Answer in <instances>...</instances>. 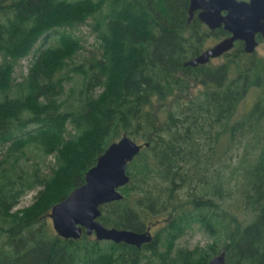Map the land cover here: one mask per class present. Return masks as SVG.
Here are the masks:
<instances>
[{"label": "trees", "instance_id": "trees-1", "mask_svg": "<svg viewBox=\"0 0 264 264\" xmlns=\"http://www.w3.org/2000/svg\"><path fill=\"white\" fill-rule=\"evenodd\" d=\"M189 2L0 0V264H206L223 249L225 264H264V58L237 43L222 62L185 64L212 33L188 22ZM125 132L149 145L99 219L161 223L153 240L59 235L52 206ZM195 225L212 241L179 246Z\"/></svg>", "mask_w": 264, "mask_h": 264}, {"label": "water", "instance_id": "water-1", "mask_svg": "<svg viewBox=\"0 0 264 264\" xmlns=\"http://www.w3.org/2000/svg\"><path fill=\"white\" fill-rule=\"evenodd\" d=\"M203 7L200 17L211 27L221 26L231 32L230 36L209 46L188 59L185 64L207 63L230 50L237 39L245 41V50L253 52L258 43L256 33L264 34V0H191L190 14ZM228 10L222 15V9ZM149 142H138L128 133L110 143L98 157L97 162L86 172L85 182L76 186L66 198L55 203L49 212L53 228L64 237L79 238L85 230L97 239L124 241L142 246L153 240L151 226L145 230L126 227L107 226L100 219L101 205L121 199L124 194L120 187L126 185L131 176L127 171L128 163ZM227 251L223 249L206 264H225Z\"/></svg>", "mask_w": 264, "mask_h": 264}, {"label": "rangeland", "instance_id": "rangeland-1", "mask_svg": "<svg viewBox=\"0 0 264 264\" xmlns=\"http://www.w3.org/2000/svg\"><path fill=\"white\" fill-rule=\"evenodd\" d=\"M79 32L83 35L84 38V49L81 51H83V54L88 55L90 51L95 50L96 47H98L95 34L90 30V27L88 25H82ZM215 40L216 38L212 36L211 38H209L207 44L210 46L215 43ZM256 52L259 56L264 58V42L258 45ZM223 59L224 57L213 58L210 63L213 64L219 63L222 62ZM31 60H32V55H28L21 60L22 69L24 73L28 71V67L31 63ZM20 75H21L20 71H17L16 76H20ZM250 101H252V96L250 97L249 100L245 101L244 106L245 107L248 106ZM47 160L48 162L46 166H43V169L46 172H51V169L55 167L54 165H56V155L52 154L48 156ZM41 187L42 186L29 190L27 193H25L21 197L20 202L15 206V209H21L28 205H31L34 202L37 192ZM48 219L52 221L50 217H48ZM160 224L155 225L152 228L154 233L156 229H158L161 226ZM209 241H212V238L210 237L209 233L204 231L200 226L195 225L185 235L180 237L177 240V243L179 246H188L192 248L195 247L196 245H206Z\"/></svg>", "mask_w": 264, "mask_h": 264}, {"label": "flooded vegetation", "instance_id": "flooded-vegetation-1", "mask_svg": "<svg viewBox=\"0 0 264 264\" xmlns=\"http://www.w3.org/2000/svg\"><path fill=\"white\" fill-rule=\"evenodd\" d=\"M190 4H191V0H190V2H189V7H188V13H189V16H188V22H190L194 17H197L200 21L203 22V24H204L208 29L212 30V33H210L209 36H208V38H207V41H206V47H205L204 49H206L207 47H209V45L207 44V42L209 41V38H211L212 36H214V37L216 38V40H215V43L212 44V45H210V46L215 45L216 43H218V42L221 41L222 39H224V38H226L227 36H230V35H231V32H230L229 30H227V29L224 27V23H222L221 26L211 27L206 21H204V20L200 17V15H199L200 12H202V11L204 10L203 7H199V8H197V9H195V10H194V14L191 16V14H190ZM227 12H228V10H227L226 8L222 9V11H221L222 15L227 14ZM219 29H223V30H224L223 34H221L220 32L217 31V30H219ZM256 39H257L258 43H257L256 48H255V50H254L253 52H248V51L245 50V41L242 40V39H237V40L235 41L234 46H233L231 49L235 48V46L237 45V43H239V44L243 45V48H244V50H245L247 53H251V54H255V55H256V54H257L256 49H257L258 45L261 44L262 42H264V34H263L261 31L257 32V33H256ZM231 49H230V50H231ZM228 51H229V50H228ZM226 52H227V51H226ZM226 52H224L223 54H221V55H219V56H217V57H225L224 54H225ZM217 57H213V58H217ZM213 58H211V60H212ZM211 60H210L209 62H211ZM207 63H208V62H207ZM155 225H156V224H151V225H150V226H151V231H152L153 235H155V233L153 232L152 228H153ZM147 243H148V242H147ZM143 244H144V243H143ZM143 244H142V245H143Z\"/></svg>", "mask_w": 264, "mask_h": 264}]
</instances>
